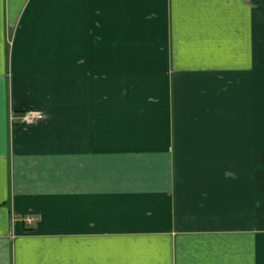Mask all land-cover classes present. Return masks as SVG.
Masks as SVG:
<instances>
[{
	"label": "crops",
	"instance_id": "1",
	"mask_svg": "<svg viewBox=\"0 0 264 264\" xmlns=\"http://www.w3.org/2000/svg\"><path fill=\"white\" fill-rule=\"evenodd\" d=\"M0 264H264V0H0Z\"/></svg>",
	"mask_w": 264,
	"mask_h": 264
},
{
	"label": "built area",
	"instance_id": "2",
	"mask_svg": "<svg viewBox=\"0 0 264 264\" xmlns=\"http://www.w3.org/2000/svg\"><path fill=\"white\" fill-rule=\"evenodd\" d=\"M45 116L44 111L39 108H32L28 110H24L21 112H13L11 115L12 122L14 123L16 119L21 124H33L38 120L43 119ZM40 216L36 213H25L23 215V223L27 228L33 227L34 223L38 221ZM26 228V229H27Z\"/></svg>",
	"mask_w": 264,
	"mask_h": 264
},
{
	"label": "rangeland",
	"instance_id": "3",
	"mask_svg": "<svg viewBox=\"0 0 264 264\" xmlns=\"http://www.w3.org/2000/svg\"><path fill=\"white\" fill-rule=\"evenodd\" d=\"M13 35V34H12ZM59 39H60V37H59ZM48 45V44H47ZM51 47H57V48H61L62 49V51H65V43H59V42H54V43H51V44H49ZM63 59H60L59 61L60 62H63V64H65L66 63V61H65V57H62ZM50 61H52V62H55L56 60L55 59H52V60H50ZM59 63V62H58ZM61 64V63H60ZM28 109H32V108H28ZM28 109H25V110H28ZM21 111H24V110H20V111H16V110H12V113L13 112H21ZM12 113H11V115H12ZM22 218H23V216H22ZM34 224H36V222L34 223ZM26 227V226H25ZM27 228V227H26ZM31 228H32V226H31ZM31 228H27V229H31Z\"/></svg>",
	"mask_w": 264,
	"mask_h": 264
}]
</instances>
